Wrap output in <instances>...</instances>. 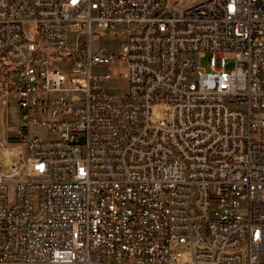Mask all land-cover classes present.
I'll use <instances>...</instances> for the list:
<instances>
[{
  "label": "built area",
  "instance_id": "obj_1",
  "mask_svg": "<svg viewBox=\"0 0 264 264\" xmlns=\"http://www.w3.org/2000/svg\"><path fill=\"white\" fill-rule=\"evenodd\" d=\"M169 1L0 0V264H264V0Z\"/></svg>",
  "mask_w": 264,
  "mask_h": 264
},
{
  "label": "rangeland",
  "instance_id": "obj_2",
  "mask_svg": "<svg viewBox=\"0 0 264 264\" xmlns=\"http://www.w3.org/2000/svg\"><path fill=\"white\" fill-rule=\"evenodd\" d=\"M195 1H198V0H170L169 2H170V5H172L176 9H181L182 7L187 6L191 3H194ZM117 38H118L117 36L115 37L112 35L100 36L98 37L99 41L97 40L94 41L92 46L95 49L97 46L101 45L115 53L117 52V48L115 45V41L117 40ZM52 64L53 66L59 67L61 69H64V68L67 69L70 67V62L68 61L67 62L53 61ZM238 65L243 66L242 63H239ZM199 66L201 69L208 70V53H205L202 57L199 58ZM225 69L227 71H231L232 69H234V61L226 60ZM94 70L99 71V72L109 73L110 78L105 82L104 85L107 91L110 93V95L113 98H117L119 94L125 90L126 82L125 80L121 79V76L119 75L121 72H123L122 65H119L117 62L113 61L108 67H96L94 68ZM115 75H117L118 78ZM6 93H8L11 96L9 92H3L0 94V102L5 103V104L7 103V100H8ZM11 99H10L11 100L10 104L8 105L6 110H0V139L4 136V134L10 135L12 137L15 136V129H16L17 123L15 126L14 119L16 118L17 111L14 106V103H13L14 99L12 96H11ZM161 112H162L161 106H158V105L151 106L150 114H151L152 119H159L161 117ZM17 121H18V118H17ZM5 122H6V125H5ZM14 126H15V129L12 130ZM38 133L42 135V133L44 132L39 131ZM11 143L13 145L3 147V149L0 143L1 145L0 146V157L2 158V155H3V161H4V165H3L4 167L2 169L5 170L4 169L5 166L8 165L11 161L15 160L16 161L15 163H18L20 169L22 170L23 169V165H22L23 148L19 146L17 142H15V138L13 139ZM1 158H0V162H1ZM172 245H174V243ZM182 254H183V257L187 256L186 252H182ZM244 262H245L244 256H241V261L236 264H244Z\"/></svg>",
  "mask_w": 264,
  "mask_h": 264
},
{
  "label": "crops",
  "instance_id": "obj_3",
  "mask_svg": "<svg viewBox=\"0 0 264 264\" xmlns=\"http://www.w3.org/2000/svg\"><path fill=\"white\" fill-rule=\"evenodd\" d=\"M6 95H7V103L5 104V103H2V102H0V110H6V108L8 107V105L10 104V101L12 100L11 99V96L8 94V93H6ZM11 99V100H10ZM14 103V102H13ZM14 106H15V103H14ZM15 108H16V106H15ZM16 111H17V115H16V118L14 119V123H15V126H16V123H17V118H18V109L16 108ZM5 119V118H4ZM5 125H6V122H5ZM15 126L12 128V130H14L15 129ZM13 139H14V137H12V136H10V135H6V134H4V136L0 139V143H1V145H2V149H3V147H6V146H11V145H13L11 142L13 141ZM0 145V146H1ZM2 151V150H1ZM1 158V157H0ZM13 162H16L15 160L14 161H11L8 165H6L5 166V170H7L8 169V167L11 165V163H13ZM4 165V161H3V155H2V158H1V162H0V169L1 170H3L2 168L4 167L3 166ZM5 170H3V171H5Z\"/></svg>",
  "mask_w": 264,
  "mask_h": 264
}]
</instances>
